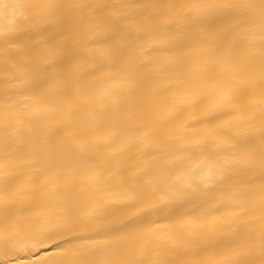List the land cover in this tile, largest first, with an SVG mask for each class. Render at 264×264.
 Here are the masks:
<instances>
[{"label":"snow or ice","instance_id":"obj_1","mask_svg":"<svg viewBox=\"0 0 264 264\" xmlns=\"http://www.w3.org/2000/svg\"><path fill=\"white\" fill-rule=\"evenodd\" d=\"M0 21V264H264V0Z\"/></svg>","mask_w":264,"mask_h":264},{"label":"bare ground","instance_id":"obj_2","mask_svg":"<svg viewBox=\"0 0 264 264\" xmlns=\"http://www.w3.org/2000/svg\"><path fill=\"white\" fill-rule=\"evenodd\" d=\"M0 23H3V21H0ZM21 102H22V103H26L27 101H21ZM197 116L200 117V118H202V117H203V113H197ZM48 123H49V124H54V123H55V120L52 119V120L48 121ZM42 254H43V250H41V252H39V253L34 254V255L32 256V259H33L34 261H35V260H38L39 257H40V255H42ZM25 258H27V257H25Z\"/></svg>","mask_w":264,"mask_h":264}]
</instances>
